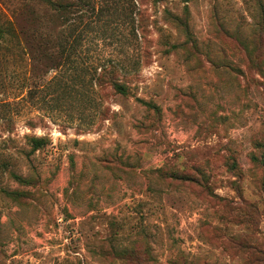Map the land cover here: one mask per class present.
Returning a JSON list of instances; mask_svg holds the SVG:
<instances>
[{
    "label": "rangeland",
    "instance_id": "374dc122",
    "mask_svg": "<svg viewBox=\"0 0 264 264\" xmlns=\"http://www.w3.org/2000/svg\"><path fill=\"white\" fill-rule=\"evenodd\" d=\"M51 1L0 0L57 57L0 54V264H264V0Z\"/></svg>",
    "mask_w": 264,
    "mask_h": 264
},
{
    "label": "trees",
    "instance_id": "16d2710c",
    "mask_svg": "<svg viewBox=\"0 0 264 264\" xmlns=\"http://www.w3.org/2000/svg\"><path fill=\"white\" fill-rule=\"evenodd\" d=\"M23 2H32L34 0H21ZM48 5L55 7V4L51 0H42ZM155 2H160V0H153ZM182 2H187L188 0H181ZM24 34H20L13 23L11 22H0V54L3 51L4 47L7 48V50L11 53V55L14 57V59H24V56H28L27 60L30 61V72L29 75H31L35 68L32 66V64L36 63L37 61H43L47 69H52L55 67L54 64H56L57 57H55L51 52H47V45H43V47H40L41 52L36 53V49L32 50V46H28V51L23 46V38ZM48 42V41H47ZM46 42V43H47ZM2 55V54H1ZM0 55V57H1ZM26 59V58H25ZM1 64V61H0ZM1 84L3 85V79L1 77L0 80ZM97 82L99 83H108V85L111 87L112 90H114L115 93L127 96L129 95L126 82L124 78H113L109 80L108 82L103 81V79H98ZM11 98V100H8ZM17 98L16 94H6L4 98L0 99V134H7L13 133L16 129L15 122L11 118L13 116L12 108L14 105L17 104L16 101H14ZM142 102V100H139ZM145 105V102H142ZM41 121V120H40ZM26 125L28 128L32 129L37 125V119L36 118H29L26 121ZM25 141L26 147L29 149L27 153H25L26 156H29L30 154H33L35 151L40 150L44 148L48 143L49 140L45 137H38L33 134L30 135H24L23 137ZM16 179H19L17 176H14Z\"/></svg>",
    "mask_w": 264,
    "mask_h": 264
}]
</instances>
